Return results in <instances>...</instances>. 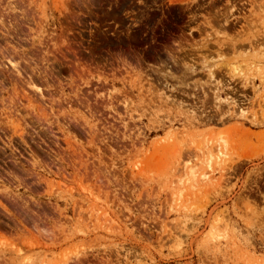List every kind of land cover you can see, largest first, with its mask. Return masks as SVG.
I'll use <instances>...</instances> for the list:
<instances>
[{"label": "rangeland", "instance_id": "374dc122", "mask_svg": "<svg viewBox=\"0 0 264 264\" xmlns=\"http://www.w3.org/2000/svg\"><path fill=\"white\" fill-rule=\"evenodd\" d=\"M0 264H264V0H0Z\"/></svg>", "mask_w": 264, "mask_h": 264}, {"label": "bare ground", "instance_id": "6f19581e", "mask_svg": "<svg viewBox=\"0 0 264 264\" xmlns=\"http://www.w3.org/2000/svg\"><path fill=\"white\" fill-rule=\"evenodd\" d=\"M191 173H192V172H191ZM192 178H193V177H192ZM201 178H202V176H201ZM203 178H204L203 180H205V179H206V178H205V176H203ZM201 181H202V180H201Z\"/></svg>", "mask_w": 264, "mask_h": 264}]
</instances>
